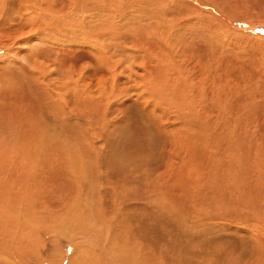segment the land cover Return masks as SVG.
Masks as SVG:
<instances>
[{"label": "bare ground", "instance_id": "bare-ground-1", "mask_svg": "<svg viewBox=\"0 0 264 264\" xmlns=\"http://www.w3.org/2000/svg\"><path fill=\"white\" fill-rule=\"evenodd\" d=\"M113 1L0 0V33L1 31L8 33L17 48L21 46L20 49L25 48L24 52L20 50L22 52L20 57L14 53L8 56L7 60L0 57V64L2 61L4 64L11 62L7 65L8 70L2 65L6 71L0 65V263L19 264L20 260L17 257H21L22 264L23 256L28 254L36 257L33 247H36L37 254L41 251L44 256L49 236L47 232L49 225L46 224L50 223L51 217L48 216L51 209L46 219L44 216L47 215L45 213L47 207H51L52 211L56 208L58 212L62 211L61 219L57 222L53 219L51 223L50 228L52 226L54 228L50 231L51 236L57 237L56 240L65 236L66 240L62 237L61 240L63 239L62 243L66 241L63 245L69 251L72 249L70 244L75 243L80 233L83 238V242L80 241L82 244L90 241L89 248H83L90 252L86 253L91 257L88 264H228L226 262L230 260L226 261L223 256L229 252L225 253L224 250L233 249L234 240L231 239L232 242L229 241L231 244L228 245V241L224 239L218 238L213 242L208 235L223 220H233L236 223L241 217L247 218L244 213L245 206L248 209L247 214L257 207L255 204L257 198L254 194L257 193V188L264 185L260 183L263 177L259 170L264 167V148L259 154V165L248 166V174L242 175L241 170L237 168L238 164H243L245 157L242 150L255 151L264 145L262 141L264 132L260 131L263 132L261 134L263 138L257 135L259 130L256 132L257 138L259 139V136L262 138L259 139L262 141L260 144L257 139L248 136L251 132L247 131L249 134H245L246 131L242 132L246 122L241 125L240 132L235 131V128H229L235 132H229L228 129L224 132L225 128H222L224 121L222 124L221 122L212 124L215 127L211 128L209 124L213 122L208 124L203 119V105L192 106L188 101L193 94L192 88L196 87L191 71H176L175 57H172L173 60L167 58L176 56L177 53L167 54L165 50L169 52L168 49L175 51L177 47L179 50L193 47L191 44L186 46L185 43L182 45L183 43L173 42V39L169 38L177 33L178 27L185 24L179 20L183 21L182 17L187 20L194 18L192 21L188 20L191 24L186 27L189 29L195 27L194 30H203L198 23L205 13L203 8L196 5L207 6L206 0H148L149 5L157 6L159 3L163 8L162 13L166 11L165 13L171 16L165 21L173 25L167 22L160 24L159 21L152 25L144 23V28L138 29L143 34L142 37L137 36V40H132L128 60L122 56L114 59L113 52L109 55L106 52L105 55L108 57L105 58H102L104 52L100 57L102 51L99 54L94 53L96 56L90 54V51L81 53L79 48L82 42L80 43L78 39L80 32H83L84 36L87 28L90 35L88 32L85 35L97 40L92 36L93 27H86L80 18L106 20L113 17L112 21L115 19L114 16H118L120 17L118 22L113 20L111 23L115 27L124 26L129 18L141 22L137 14L140 16L142 0H131L129 3L126 0L128 4L126 2L118 4L119 9L115 10L111 8ZM164 6H167V9ZM214 7L212 8L215 9ZM159 8L161 7L157 10ZM215 10L220 12L217 8ZM173 12L178 14L179 19L172 16ZM153 14L157 15L155 12ZM162 17L160 18L163 19ZM64 19H68L69 23L64 25ZM202 23L205 24L206 21ZM128 24L133 27L132 29H137L131 22ZM214 25L220 27L221 24L219 22ZM186 27H181L180 31H189L185 30ZM36 29L38 31H33ZM39 31H45L39 40L46 46L44 53L38 49L40 47L38 44L30 43L36 37L33 38L32 34ZM123 32L125 33L124 30ZM159 40L162 47H159ZM166 40L170 44H166ZM85 41L86 46L97 47L95 43L90 44L93 39L90 42ZM14 46L12 48H15ZM104 46L102 49L105 51L108 46ZM204 47L209 48L208 45H203L202 48ZM118 50L116 49L120 53ZM42 53L48 54V57L45 58ZM160 53L166 67L160 64ZM119 55L121 53L116 56ZM193 67L194 64L191 68ZM181 74H186L185 80L181 79ZM202 92L198 91V94ZM203 93L206 94V91ZM204 98L206 97L203 95L200 102H203ZM210 111L214 110H209L208 113H211ZM194 112H202V115L196 116ZM193 113L199 122L193 118ZM217 115L216 120L219 118V114ZM246 119H242L241 122ZM236 124L239 126L241 123L237 121ZM220 126L222 130H219ZM251 126H247V129ZM243 133L250 139L243 137ZM101 140L105 142V148L101 146ZM254 142L259 144L256 149L254 148L257 145ZM163 157L164 160L159 162ZM226 157L232 160V163ZM230 167L236 169L235 171L251 183L243 181L244 184H238L241 179L235 175L233 180L236 178L238 182L235 180L233 183L231 179V183L226 187L229 191L223 190L224 186L220 180L216 182L214 178L216 175L228 173ZM210 180L208 184L207 181ZM227 192L233 193L227 196L230 199L226 197ZM188 200L196 201L198 206L196 204L197 208H190V212L186 214ZM203 207L205 210H202ZM240 221L242 222V219ZM167 222L171 225L170 228H167ZM44 225L48 227L47 230ZM237 229L240 230L239 227ZM251 230L253 233V228ZM16 231L20 233L18 235H21L23 242L21 244L20 241L21 253L14 250L18 255L14 254L13 257L11 246L14 242L11 244V234H17ZM69 232L73 233L72 237L69 236ZM31 233L37 238V243L34 236L30 237L32 241L26 236ZM237 234L234 233V236ZM244 237L238 235V238ZM59 239L58 241H61ZM263 239L261 237L262 241ZM247 242L243 244V239L241 240L242 256L252 252L249 260L255 259V264L257 261L263 263L264 248L255 246L256 243L253 245L248 244L250 241ZM247 246L252 248L251 251ZM206 248L209 251L207 254ZM221 251L225 255L221 256L223 254ZM80 252L81 254L84 252L85 255L86 251ZM213 253L220 254L223 260L217 259ZM11 256L19 262L13 263L15 260ZM38 256L37 258H40L39 254ZM27 258L25 264L29 263L26 262ZM54 258L47 259V262L44 260L40 262L42 260L40 258L38 264H62L64 261L70 264L69 257L68 262L63 256L55 258L56 260ZM200 259H204V263ZM235 260L236 264H240L239 258ZM249 260L247 259L246 263L250 264Z\"/></svg>", "mask_w": 264, "mask_h": 264}, {"label": "rangeland", "instance_id": "rangeland-1", "mask_svg": "<svg viewBox=\"0 0 264 264\" xmlns=\"http://www.w3.org/2000/svg\"><path fill=\"white\" fill-rule=\"evenodd\" d=\"M116 1V2H115ZM131 0H128V3L130 2ZM143 2H142V5H143V7H142V10H141V12H140V16H139V14H137L138 15V17L141 19V22H138V21H136L135 20V18H129V21H125V25L124 26H120V27H115L113 24H111V23H113V20H115V21H117L118 22V19L120 18V17H115L114 16V18L115 19H113L112 21H111V19L113 18L112 17V15H111V19H109V18H107L106 20L105 19H103V20H99V19H97V18H84V17H82V18H80V21H84V23H85V26L87 27V26H90V27H93V29H92V36H94L95 38H96V40L97 41H95L94 40V38L92 37L91 39L89 38V31L87 30V28H86V32H88L87 34H89V35H85V33H84V36H85V39H87L86 41H85V39H84V36H82L83 35V32H80V36H79V40H80V51H81V53H84V51H86V52H88V51H90L91 53L90 54H99L101 51V55H100V57L102 56V53L104 54L103 56H102V58H105V57H108V56H106L105 54H107V55H109V54H111L112 52L113 53H115V54H113L114 55V59H116L117 57H120V56H122L123 58H125L126 60H128L129 59V55L131 54V53H129L130 52V50H132V40H137V38L140 36V37H142V33H140L139 31H138V29H140V27H141V29H143L144 28V23L145 24H156V23H158L157 21H159V23L160 24H162V22L164 23V22H167V21H165L166 19H169L170 17L168 16V14L167 13H165L166 11H164V13H162L163 12V8H162V6H160V4L158 3L157 4V6H155L154 4H150V5H153V6H150L147 2H148V0L146 1V0H142ZM157 1V0H156ZM114 2V3H113ZM112 3H111V8L112 9H119V7H118V4H122V3H124V2H126V0H114ZM216 2V3H215ZM242 2V3H241ZM127 2H126V4H128ZM206 3H207V6H204V5H200V4H195L194 3V5H196V6H198L199 8H203L202 10L204 11V13L206 14H204V16H203V14L201 15V16H203L202 17V20H199V25L202 27V29L203 30H201V29H197V30H194V28L195 27H192V28H190L189 29V27H186L187 25L189 26V24H191L190 23V21H192V19H194L193 17H191V18H189L188 20H190V21H188L187 19H184V17H182L183 18V21L181 20V19H179L178 18V14L176 13H174L173 12V15L172 16H175V18H177V19H179L180 20V22H182V23H184L185 22V24L184 25H182V26H180V27H178L177 29H176V32L177 33H175V35L174 36H172V37H170L169 39H173L172 41L174 42H176V43H180V44H182V45H184V43L186 44V46L187 45H189V44H191L193 47H189L188 49L186 48V49H184V48H180V50H179V48L177 47L176 48V50L174 51V50H172V49H168V51L169 52H167V50H165L166 51V53L168 54V53H171L172 55H175L176 53L178 54H176V56H168L167 58L169 59V60H173L172 59V57H175V58H177V59H175L174 58V61H176L177 62V64L175 65V68L174 69H176V71H185V70H190L191 71V74L193 75V77L195 78L194 79V84L196 85V87L195 88H192V91H193V94H192V92H191V98H189L188 99V101H189V103H191L192 104V106H196V105H198V107H202V105H203V119L205 120V122H208V124L209 123H211V122H213V123H211V124H209L210 126H211V128L213 127V129H214V127H215V125L217 124V123H220V124H222V122L223 123H225V124H222L224 127H222V126H220V128L222 127L223 129H224V132H226L227 131V129L229 130V128H235L234 130L236 131V130H239V132L241 131V125L242 124H245V122H246V125H243V128H242V132L244 131H248V132H251L250 133V135H248V136H251V137H253V139H257V141H258V143H260V144H262V141H263V143H264V139H262L263 137V135L264 134H262L263 132H264V0H206ZM211 3V4H210ZM250 3V4H249ZM254 3V4H253ZM258 3H260V4H258ZM117 4V5H116ZM210 4V5H209ZM255 4H257L258 5V7H257V5L255 6ZM240 5V6H239ZM106 6H108V3H107V5ZM110 6V5H109ZM123 6L126 8V6L123 4ZM214 6H216V8H217V10H220V14L215 10L216 8L214 7ZM217 6H219V7H217ZM263 6V7H262ZM123 7V8H124ZM152 7V8H151ZM158 7H161V8H159L158 10H157V8ZM164 7H166V9H167V6H164ZM212 7H214L215 9H213ZM257 7V8H256ZM125 8H124V10H125ZM208 8V9H207ZM212 8V9H211ZM221 8V9H220ZM207 9V10H206ZM224 9V10H223ZM147 10V11H146ZM150 10V11H149ZM157 10V11H156ZM162 10V11H161ZM164 10H165V8H164ZM211 10V11H210ZM222 10V11H221ZM161 11V12H160ZM209 11V12H208ZM148 12V13H147ZM152 14H151V13ZM153 12H155L157 15H158V17H159V15H160V17H162L163 15H164V17H162L163 19H161L160 17H159V19H158V17H157V15L155 16L154 14H153ZM111 13H112V11H111ZM147 13V14H146ZM150 13V14H149ZM159 13V14H158ZM218 13V14H217ZM225 13H227V14H225ZM112 14H114V13H112ZM212 14H215V15H213L212 16ZM229 14V15H228ZM149 15H151V16H149ZM152 15H153V17H152ZM167 17H166V16ZM224 15V16H223ZM129 16V15H128ZM144 16H146V17H144ZM155 16V17H154ZM177 16V17H176ZM206 16V17H205ZM209 16V17H208ZM105 18V17H104ZM206 18V20H204ZM78 20H79V18H77ZM147 19V20H146ZM156 19V20H155ZM208 19V20H207ZM66 20V21H65ZM153 20L155 21V22H153ZM217 20V21H216ZM221 20V21H220ZM188 21V22H187ZM205 21H206V23H205ZM107 23V25H106V23ZM132 23V25L133 26H136V28L137 29H132L133 27H130V26H128L129 24L128 23ZM202 22H204L205 24H203ZM220 22V24L222 25H220V27H218L217 25H214V24H218ZM64 25H66L67 23H69V20L68 19H64ZM167 23H169V22H167ZM202 23V24H201ZM213 23V24H212ZM110 24V25H109ZM169 24H172L173 25V23H169ZM109 26H111L112 28H110ZM161 26H164V25H161ZM186 27L185 28V30L186 29H188L189 31H184V32H182V31H180V28L182 27V28H184V27ZM206 26V27H205ZM209 26V27H208ZM224 26V27H223ZM64 27V26H63ZM222 27V28H221ZM85 28V27H84ZM205 28H207V29H205ZM129 29H132V30H129ZM223 29V30H222ZM123 30L125 31V33L123 32ZM127 30V31H126ZM191 30V31H190ZM217 30V31H216ZM33 31H38V29H36V30H33ZM32 31V32H33ZM205 31V34H203V32ZM45 31H39V32H37V33H33L32 34V37L34 38L35 36V38L34 39H32L31 41H30V43L31 44H38V49H40V50H42V52L44 53L45 51L44 50H46L44 47H46L45 46V44L44 45H42L43 44V42H41V41H39L40 40V35L42 34V33H44ZM139 33V34H141V35H139V34H137V33ZM235 32V33H234ZM237 32V33H236ZM6 32H4V31H1V33H0V35L2 36H0V57L2 56L5 60H7L9 57L8 56H11V54L12 53H14V54H17V56L18 57H20L21 56V54H22V52H24L23 50L25 49L24 47L22 48V49H20L21 47H18L17 48V45L16 44H13V38L10 36V35H8V33H6ZM191 34L190 36L189 35H186L185 36V34ZM195 33V34H194ZM3 34V35H2ZM35 34V35H34ZM137 34V35H136ZM209 34V35H208ZM237 34H239V35H237ZM129 35H130V37H129ZM180 35V36H179ZM183 35V36H182ZM38 36H39V38H38ZM121 36V37H120ZM138 36V37H137ZM200 36V37H199ZM9 37V38H8ZM87 37V38H86ZM224 37V38H223ZM41 38H43V36L41 37ZM10 39V40H9ZM90 39V40H89ZM93 39V41H91ZM187 41V42H184L185 40ZM228 39V40H227ZM38 40V41H37ZM81 40H83V41H81ZM105 40V41H104ZM84 41L85 42H92V43H90V44H93L94 45V43H95V45H97V47H88V46H86V43L84 44ZM131 41V42H130ZM221 41V42H220ZM33 42V43H32ZM38 42H40V43H38ZM167 42H169L168 40H166L165 41V43L166 44H170V42L169 43H167ZM202 42V43H201ZM227 44H226V43ZM15 43V42H14ZM29 43V44H30ZM160 43H161V41L159 40V47L161 46L160 45ZM205 43V44H204ZM13 44V45H12ZM119 44V45H118ZM162 44V43H161ZM219 44V45H218ZM236 44V45H235ZM242 44V45H241ZM15 45V46H14ZM81 45H83V46H81ZM85 45V46H84ZM102 45V46H101ZM103 45H105V46H108V48H110L109 50H108V48L104 51L102 48H103ZM110 45V46H109ZM114 45V46H113ZM200 45V46H199ZM206 46V45H208L209 46V48L208 47H204V49L202 48V46ZM213 45V46H212ZM15 47L18 51L17 52H19L20 50L22 51H20L19 53H17L16 52V49L15 48H12V47ZM25 46V45H24ZM104 46V47H105ZM212 46V47H211ZM43 47V48H42ZM162 47V46H161ZM215 47V48H214ZM247 47V48H246ZM10 48H12V49H14V50H12L11 49V51H9V49ZM89 48V49H88ZM91 48V49H90ZM124 48V49H123ZM236 48V49H235ZM93 49V50H92ZM112 49V51H110ZM116 49H119L118 51L121 53V55H119V56H116V55H118V54H120V53H118L117 51H116ZM161 49V48H160ZM93 51V53H92V51ZM99 50V51H98ZM162 50V49H161ZM201 50H203V51H201ZM228 50V51H227ZM9 51V52H8ZM15 51V52H14ZM97 51V52H96ZM110 53H109V52ZM125 54V56H124V54H122V52ZM160 50H158V52H159ZM179 53H178V52ZM196 51H198V53L196 52ZM107 52V53H106ZM138 52V51H137ZM182 52V53H181ZM185 52H187V53H185ZM42 53V56L43 55H45L44 57L46 58V56L48 55V54H43ZM173 53H175V54H173ZM221 53V54H220ZM94 54V56H96ZM161 54V53H160ZM159 54V61L161 62L160 64L162 65V66H164L165 64L163 63V59H161L163 56H162V54L160 55ZM183 54V55H182ZM6 55V56H5ZM112 55V56H113ZM181 55V56H180ZM195 55V56H194ZM205 55V56H204ZM207 55V56H206ZM209 55V56H208ZM98 56V55H97ZM126 56H128V57H126ZM160 56H162V57H160ZM183 56V57H182ZM194 56V57H193ZM48 57V56H47ZM181 57V58H180ZM199 57V58H198ZM128 58V59H127ZM190 58H192L191 60H190ZM195 58V59H194ZM87 59H88V57H87ZM185 59V60H184ZM189 59V60H188ZM162 60V61H161ZM180 61V63H181V61H182V63L181 64H179V62L178 61ZM184 60V61H183ZM188 60V61H187ZM194 61V63H193V61ZM199 61V62H198ZM217 61H219V62H217ZM82 62H84V61H82ZM187 62H189V64L187 63ZM3 63V64H2ZM2 63L0 64L1 66L3 65L4 67H6V69L8 70V66L7 65H9V64H11V62L9 63V62H5V64H4V61H2ZM185 63V64H184ZM185 66H184V65ZM193 64H194V67L193 68H191L192 66H193ZM6 65V66H5ZM2 66V67H3ZM167 65H165L164 67H166ZM177 66V67H176ZM3 67V69L6 71V69ZM182 67V68H181ZM179 68H180V70H179ZM215 69V70H214ZM198 71V72H197ZM175 72V71H174ZM6 73V72H5ZM197 73V74H196ZM199 74V75H198ZM186 76V74L185 75H182L181 74V79L182 80H185L184 79V77ZM260 76V77H259ZM196 77H197V79H196ZM229 78V79H228ZM201 79V80H200ZM259 79V80H258ZM212 81V82H211ZM169 82V81H168ZM6 83H8V82H6ZM10 84V83H9ZM170 84V83H169ZM203 86H204V89H202L203 88ZM172 87V86H171ZM222 87V88H221ZM198 88V89H197ZM201 88V89H200ZM173 89V88H172ZM195 89V90H194ZM213 89V90H212ZM173 90H175V88L173 89ZM172 90V91H173ZM206 91V94H204L203 92L199 95L198 94V91L200 92V91ZM208 90V91H207ZM174 93H176L175 91H173ZM172 92V93H173ZM173 93V94H174ZM197 93V94H196ZM194 94H195V96H194ZM227 94V95H226ZM196 95H198L197 97H196ZM203 95L206 97V98H204L205 100H203V102L201 101L200 102V100H202V98H203ZM251 95V96H250ZM199 96H201L200 98H199ZM232 97V98H231ZM245 97V98H244ZM195 98V100H193ZM235 98H237V99H239V100H237V99H235ZM241 98V99H240ZM224 99V100H223ZM243 99H245V100H243ZM249 99V100H248ZM251 99H252V101H251ZM262 99V100H261ZM194 103H193V102ZM205 101V102H204ZM227 101H229V102H227ZM231 101V102H230ZM251 101V102H250ZM199 102H200V104H199ZM237 102V103H236ZM232 103V104H231ZM234 103V104H233ZM252 103V104H251ZM191 104H190V106H191ZM238 106H237V105ZM240 104V105H239ZM253 104H255V105H253ZM208 105V106H207ZM244 105V106H243ZM215 106V107H214ZM228 106V107H227ZM197 107V108H198ZM204 107H206V109L204 108ZM210 107V108H209ZM230 107V108H229ZM237 107V108H236ZM245 109H244V108ZM229 108V109H228ZM247 108V109H246ZM230 109H232V110H230ZM244 109V110H243ZM256 109V110H255ZM261 109H262V111H261ZM205 110H207V111H205ZM209 110H214V111H210L211 113H208L209 112ZM252 110V111H251ZM232 111H233V113H232ZM245 111V112H244ZM215 112H217V113H215ZM222 112V113H221ZM244 112V113H243ZM253 112V113H252ZM176 113V112H175ZM195 113V112H194ZM192 114V115H194L193 116V118L196 120V121H200L199 119H198V117L196 118V116H198L197 114H201L200 112L199 113H195L196 114V116H195V114ZM205 113V114H204ZM240 113V114H239ZM201 114V115H202ZM207 114H209L208 116H206ZM217 114H219V118H218V120H216V116H218ZM238 114V115H237ZM242 114V115H241ZM237 115V116H236ZM258 115V116H257ZM223 116H224V118H223ZM233 116V117H232ZM241 116V117H240ZM213 117H215V118H213ZM226 117V118H225ZM238 117V118H237ZM241 119H240V118ZM207 118V119H206ZM223 118V119H222ZM244 118L246 119V121H243V123L241 122L242 121V119L244 120ZM258 118V119H257ZM190 119H191V117H190ZM211 119H213V120H211ZM232 119V120H231ZM235 119V120H234ZM249 119H251L250 121H252L251 123L254 125L253 127L251 126L252 124H250L249 125ZM194 120V121H195ZM211 120V121H210ZM216 120V121H215ZM220 120V121H219ZM239 122V123H241L239 126H238V124H236L237 123V121ZM195 121V122H196ZM218 121V122H217ZM227 123H226V122ZM230 121H232V123L230 122ZM248 121V122H247ZM216 122V123H215ZM229 122V123H228ZM236 122V123H235ZM234 123H235V125H234ZM212 124H215L214 126L212 125ZM220 124H218V126L220 125ZM232 124V125H231ZM226 125H227V127H226ZM239 127H237V126ZM209 126V127H210ZM218 126H216V129H217V127ZM228 126H230V127H228ZM232 126V127H231ZM233 126H235V127H233ZM245 126V127H244ZM247 126H251V127H248V129H247ZM262 126V127H261ZM238 129H237V128ZM255 127H256V129H255ZM258 127H261V128H258ZM222 128L221 129H219V130H222ZM244 128H246V129H244ZM249 128H251V129H249ZM229 130V132H231V131H234V130ZM261 129V130H260ZM258 130H259V132H258ZM234 131V132H235ZM260 131H263L262 133L260 132ZM217 132H219V131H217ZM233 132V133H234ZM238 132V133H239ZM245 133V134H249V133ZM256 132H258L259 134H257V135H260L261 136V134H262V138L259 136V139L261 138L262 139V141H260L258 138H257V135H256ZM237 134V133H236ZM235 134V135H236ZM242 134V133H241ZM245 134L243 133V137L245 136ZM253 135V136H252ZM247 136V135H246ZM245 136V137H246ZM247 138V137H246ZM249 138V137H248ZM247 138V139H248ZM250 139V138H249ZM252 139V138H251ZM101 146L103 147V148H105L106 147V144H104L103 143V141L101 140ZM256 142H254V144H255ZM104 145V146H103ZM255 145H257V144H255ZM259 145V144H258ZM258 145L257 146H255V148L254 149H256V147H258ZM260 148H259V150H258V148L255 150V151H253V150H251V149H244V150H242L241 152L244 154V159H243V164H238V170H241L240 171V173L242 174V175H246V173L248 174V172H249V169H247V167L248 166H250V165H259V161H260V156H259V154H260V151H263L264 149V145L263 146H259ZM262 147V148H261ZM263 149V150H262ZM251 152H250V151ZM223 151V149L220 151V152H222ZM250 154V155H249ZM247 155L249 156L248 158H247ZM256 155V156H255ZM251 157V158H250ZM162 159V158H161ZM159 160V162H161V161H163L164 160V157H163V159L162 160ZM226 159L230 162V163H232V160H230L228 157H226ZM246 160V161H245ZM250 160V161H249ZM254 162V163H253ZM247 163V164H246ZM255 163H257V164H255ZM239 165H240V167H239ZM245 165V166H244ZM242 166V167H241ZM241 168V169H240ZM246 168V169H245ZM264 167H262V170H261V168L259 169L260 170V174H261V176L263 177L261 180H260V183L262 182V184H264V169H263ZM236 169H232L231 167L229 168V172L228 173H226V174H224V175H216V177L214 178V181H216V182H218L219 180H220V183L224 186L223 187V190H225V191H229L226 187H227V184H230L231 183V179H232V182L234 183L235 182V180H236V178H235V180H233L234 178H233V176H235V177H237V178H239V179H241V181L240 182H238L237 180V182H238V184H244V182L243 181H246L247 183H251L249 180V182L247 181V178H245V177H242L241 176V174L239 173V172H237V171H235ZM247 171V172H246ZM244 173V174H243ZM238 174V175H237ZM263 174V175H262ZM227 176V177H226ZM223 178V179H222ZM230 179V180H229ZM212 180V179H211ZM211 180L210 181H207V183L209 184L210 182H211ZM224 181V182H223ZM229 181V182H228ZM256 187V186H255ZM258 187V186H257ZM258 190L256 191L257 193H255L254 194V197H255V195H256V197L255 198H257V200L259 199V201H257L256 199V205H257V207L255 208V210L254 209H252V210H254V211H249L248 212V214L246 213L247 212V208H246V206L244 207V213L246 214L245 216L247 217V218H244V217H241L240 219H238L237 220V224L233 221V220H227V221H221V224L220 223H218V225H217V227L219 228V230H218V228L216 227L215 228V230H213L212 232H211V234L210 235H208V237H210V238H212L213 240V242H215V240L217 241L218 240V238L219 239H224V240H226V241H228V245L229 244H231L229 241H231V239L232 240H234V241H237V242H234L233 241V243H237L236 245L235 244H233L232 243V248L233 249H230L229 251H226V249L224 250L225 251V253H227V252H229V253H227L226 255H225V253L223 252V251H221V252H223V254H221V252H220V254H221V256L222 255H225V256H223V259H225L226 261H228L227 259H229L230 261L231 260H233V261H228V262H226V263H228V264H232V262H233V264H236V260L235 259H237V258H239L240 259V264H242L243 262L245 263V264H248V262L246 263V261H247V259L249 260V255L251 256V255H253V253L252 252H248V254H245V255H243L242 256V253H241V249L240 248H242V246H241V240L243 239V244H245L247 241L249 242H254V243H248V244H255L256 243V241L257 240H259L256 244H255V246L257 245V246H259L261 249L262 248H264V246H263V243H264V239H263V241L261 240V237H263L264 238V185H262V187H260V188H257ZM260 191V192H259ZM254 192H255V190H254ZM231 194H233V193H230V192H227L226 193V197L227 196H231ZM260 195V196H259ZM260 197H262L261 199H260ZM228 199H230L229 197H227ZM263 202V203H262ZM197 203H196V201H194V200H188V201H186V209L185 210H187V211H185L186 212V214H188L189 212H190V210L193 208V207H195V209L197 208V206H198V204H197V206H195ZM260 204V205H259ZM190 207H189V206ZM255 205V206H256ZM258 205H259V207H258ZM48 209H46L45 210V213L47 214V215H45L44 216V218L46 219V216H48V211L50 212L49 213V216L48 217H51L50 219L47 217V219H49V224H46V225H49L47 228H48V234H49V236L47 237L48 239H47V242H46V247H45V253H44V256L42 255V253L43 252H39L38 254L40 255V258L42 259L41 261H40V258H37V256H38V254H37V250H36V247H33L32 249H33V251L36 253V257H34V256H29L28 254V256L26 255V256H23L22 258H23V261L25 262V258H27L26 259V262L28 263V264H38V262L40 261V262H42L43 260L44 261H48L49 259H51V258H56V259H59V258H61L62 256L64 257V259L66 258V262H68V260H67V258L69 257L70 258V260H72V261H70L69 260V262H70V264H78V263H80L81 264V262L80 261H82L83 263L82 264H88V262H90L91 260V257H89V253L90 252H88V250H85L86 248H89V245H90V241L89 242H84V244L86 243V245H84V244H82V236H81V234L79 233V232H77V234L79 233V235H78V238H76V240H75V243H73V244H70L71 246H72V249H70L69 251H67L65 248H64V246L65 245H63L64 244V242H66V241H64L63 243H62V240L63 239H65V236L64 237H62L63 239L61 240V237H60V239L59 240H61V241H58V239L56 240L55 238H57V237H55L54 236V238L51 236V232L50 231H52V230H54V228H53V226H52V228H50L51 227V223H52V221H54V220H56V222H57V220L59 219H61V212H58V210H57V208L56 209H53V210H55V211H52V208L51 207H47ZM191 208V209H190ZM208 207H206V209H207ZM246 208V209H245ZM259 210H261L260 212L258 211V209ZM202 210H205V208L203 207V209ZM52 211V212H51ZM237 211V210H236ZM243 211V210H242ZM184 212V213H185ZM238 212V211H237ZM253 212V213H252ZM44 213V212H43ZM44 213V214H45ZM55 213V214H54ZM59 215H57V214ZM241 213H243V212H241ZM259 213V214H258ZM55 215V216H53V215ZM199 214V213H198ZM249 214H251V215H249ZM50 215H52V216H50ZM57 215V216H56ZM241 216H242V214H241ZM249 216V217H248ZM250 217H252V218H250ZM34 218H37V217H34ZM33 218V219H34ZM56 218V219H55ZM32 219V220H33ZM54 219V220H53ZM242 219V222L240 221ZM261 219V220H260ZM35 220V219H34ZM33 220V221H34ZM160 220V219H159ZM244 220H246V221H244ZM249 220V221H248ZM258 220H259V223H258ZM41 221V220H40ZM46 220H44V222H45ZM233 221V223H231ZM236 221V220H235ZM240 221V222H239ZM244 221V222H243ZM255 221V222H254ZM37 222V221H36ZM157 222V221H156ZM230 222V223H229ZM243 223V224H239V223ZM46 223V222H45ZM47 223H48V220H47ZM233 224L234 225H236V226H233ZM241 226H239V225ZM56 225H57V223H56ZM168 225V226H167ZM256 225V226H255ZM45 226V225H44ZM166 226H167V228H170L171 227V225L170 224H168V222H167V224H166ZM227 226V227H226ZM247 227V228H245V227ZM230 227V228H229ZM237 227H239V229L244 233H242L240 230L238 231V229H237ZM45 228H46V226H45ZM47 228H46V230H47ZM231 230H229V229ZM253 228V233H252V229ZM260 228V229H259ZM50 229V230H49ZM78 230H79V228H78ZM223 230H225L224 232H222ZM226 230H228V231H226ZM233 230V231H232ZM237 230V231H236ZM250 231L251 233H252V235H251V233L250 232H247V231ZM217 231V232H216ZM221 231V232H220ZM229 231L231 232L230 234H229ZM245 231V232H244ZM240 232V233H239ZM258 232V233H257ZM16 233L17 234H14V235H12L11 234V237H12V242H11V244L14 242V244H12V246H11V255L14 257V254H15V252H17V253H21L20 251H21V248L22 247H20V241H21V235H18V234H20V233H18V231H16ZM221 233V234H220ZM233 233V234H232ZM234 233L235 234H237L236 236H234ZM246 233V234H245ZM250 233V234H249ZM257 235H256V234ZM73 233H71V232H69V236L70 237H72L71 235H72ZM258 234H259V236H260V238H259V236H258ZM262 234V235H261ZM18 235V237H16ZM238 235L241 237V235H243V237L246 239V238H248L247 240H245L244 238H238ZM250 235H251V238H250ZM255 235H256V237H255ZM26 236H29V238L30 237H32L33 238V236L34 235H32V233H31V235H26ZM69 236H67V238L69 237ZM249 236V237H248ZM80 237V238H79ZM253 237V238H252ZM257 237H258V239H257ZM26 239H29V238H27V237H25ZM32 238H30V241H32L31 239ZM34 239L36 240V243H37V238H35V236H34ZM33 239V242H35V240ZM230 239V240H229ZM66 240V239H65ZM240 240V241H239ZM244 240H245V243H244ZM54 241V242H53ZM80 241H82V242H80ZM85 241H87V240H85ZM262 241V242H261ZM22 242L23 241H21V244H22ZM33 242H31V243H33ZM60 242H61V244H60ZM232 242V241H231ZM259 242H261V243H259ZM30 243V242H29ZM36 243L34 244V245H36ZM259 243V244H258ZM80 244H82V245H80ZM88 244V245H87ZM91 244H93L92 243V241H91ZM13 245H15L14 246V248H13ZM17 245H19V246H17ZM60 245H61V247H60ZM63 245V246H62ZM78 245H80V246H78ZM240 245V246H239ZM261 245H262V247H261ZM250 247H252L253 248V246L252 245H249ZM249 246H247L248 247V249H249V251H251V249L252 248H250ZM18 247V248H17ZM53 249H52V248ZM57 247V248H56ZM85 247V249H83ZM246 247V248H247ZM34 248H35V250H34ZM81 248H82V250L83 251H86L85 252V255H84V252H82V254H81V252L80 251H82L81 250ZM19 249V250H18ZM23 249H24V247H23ZM47 249V250H46ZM205 249V248H204ZM207 249V248H206ZM211 249V248H210ZM14 250H15V252H14ZM79 250V251H78ZM228 250V249H227ZM233 252H232V251ZM238 250V251H237ZM49 251V252H48ZM58 251V252H57ZM207 251V252H206ZM205 252H206V254L209 252L208 251V249L206 250ZM239 251H240V253H239ZM76 252V253H75ZM79 252H80V255H79ZM88 252V256L86 255V253ZM234 255H233V254ZM210 254H211V252H210ZM216 254V255H215ZM213 253V255H215L216 257H217V259L218 258H220V260L222 259V257L220 256V254H218V253ZM217 254L219 255V256H217ZM228 254H229V256H228ZM16 255V254H15ZM18 255V254H17ZM16 255V256H17ZM87 257V259L89 260H87L85 257ZM209 255V254H208ZM211 256V255H209V256H211V257H215V256ZM11 256V258H13ZM19 256H20V254H19ZM22 256V255H21ZM246 256V257H245ZM247 256H248V258H247ZM29 257H31L30 259H29ZM34 257V258H33ZM39 257V256H38ZM45 257V258H44ZM76 257H77V259H76ZM78 257H79V259H78ZM82 257V258H81ZM84 257V258H83ZM89 257V258H88ZM208 257V256H207ZM207 257H205V258H207ZM215 257V258H216ZM227 257H231V259L230 258H227ZM243 257V258H242ZM10 258V260L12 261V259ZM38 259V261L36 260V259ZM44 258V259H43ZM54 258V260H56ZM73 258V259H72ZM204 258V257H203ZM214 258V259H215ZM233 258V259H232ZM253 258V257H252ZM17 259H19L20 260V262L19 261H17V262H19V264H21V261H22V259H21V257H17ZM31 259H32V262H31ZM36 261H35V260ZM48 259V260H47ZM222 259V260H223ZM251 259V258H250ZM13 260H15L14 258H13ZM52 260V259H51ZM76 260H80L79 262L78 261H76ZM201 260V262L202 263H204V259L202 260V259H200ZM235 260V261H234ZM252 260H253V262H252ZM252 260H249V261H251V263L252 264H255V259H252ZM10 261V262H11ZM84 261H87V262H85L84 263ZM241 261H243V262H241ZM16 262V260L13 262V263H15ZM16 262V263H17ZM24 262H22V264H25ZM263 263H264V261H262ZM12 263V262H11ZM243 263V264H244ZM250 263V262H249ZM250 263V264H251ZM257 264L259 263L258 261L256 262ZM261 263V262H260ZM259 263V264H260ZM263 263H261V264H263ZM1 264V263H0ZM2 264H4V262H2ZM18 264V263H17ZM62 264H68V263H65V261H64V263H62Z\"/></svg>", "mask_w": 264, "mask_h": 264}]
</instances>
